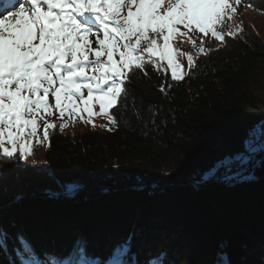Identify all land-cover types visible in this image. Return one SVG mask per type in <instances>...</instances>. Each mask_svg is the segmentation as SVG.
Masks as SVG:
<instances>
[{
	"label": "trees",
	"instance_id": "16d2710c",
	"mask_svg": "<svg viewBox=\"0 0 264 264\" xmlns=\"http://www.w3.org/2000/svg\"><path fill=\"white\" fill-rule=\"evenodd\" d=\"M260 2L249 4L264 13ZM241 25L197 55L182 81L163 66L131 73L127 101L110 109L111 131L54 129L45 170H1L0 264H98L130 235L120 261L135 254L138 264H203L222 250L231 264H264V169L233 187L197 183L216 159L242 151L248 129L264 119V31ZM73 182L74 196L47 195ZM80 236L86 252L71 249Z\"/></svg>",
	"mask_w": 264,
	"mask_h": 264
},
{
	"label": "snow or ice",
	"instance_id": "6c2138e0",
	"mask_svg": "<svg viewBox=\"0 0 264 264\" xmlns=\"http://www.w3.org/2000/svg\"><path fill=\"white\" fill-rule=\"evenodd\" d=\"M239 2L0 0V157L8 161L27 159L33 154V138L37 144L49 140L56 124L48 118L57 113V120L63 121L59 124L61 131L67 127V120H63L66 115L72 120L79 116L86 123H92L95 116H103L108 123L102 127L111 131L109 125L115 126L117 120L110 109L119 107L122 99L127 101L130 92L125 85L130 82L131 73L140 70L146 75V66L159 73L166 62L164 71H170L171 81H182L187 73L176 57L184 53L173 47L175 38L188 36L194 30L220 41L235 35L218 29L233 19L234 5ZM199 52L204 54L203 42ZM187 62L189 69L195 67L192 55H187ZM82 90L87 91L86 97ZM160 90L163 92L164 87ZM96 105L98 111L94 110ZM124 107L127 110V103ZM81 113L87 114L88 119ZM140 113V109L135 110L138 118ZM148 114L154 122L151 107ZM41 121L42 139L38 131ZM257 127L264 130V120L248 129L241 141L242 151L216 159L197 183L216 181L233 187L255 182L257 170L264 169V137L258 143L252 138ZM79 189L73 182L61 185V192L50 190L47 195L74 196ZM15 199L19 201L22 195L17 194ZM17 238L23 239V234L18 233ZM131 239L130 235L113 248L130 250ZM71 249L86 252V238H75ZM154 255L158 257L159 253ZM221 261L231 264L222 250L217 252L214 264ZM120 264L138 262L133 254ZM145 264L164 261L150 257Z\"/></svg>",
	"mask_w": 264,
	"mask_h": 264
},
{
	"label": "rangeland",
	"instance_id": "374dc122",
	"mask_svg": "<svg viewBox=\"0 0 264 264\" xmlns=\"http://www.w3.org/2000/svg\"><path fill=\"white\" fill-rule=\"evenodd\" d=\"M259 2V0H257ZM261 6H264V0H260ZM250 0H240L238 4H235L234 6L236 7V13L233 15V19L231 21H226L223 26L219 27V31H221L224 34H227L229 32L237 33V29L241 28V24L243 21H248L250 23H254V27L257 30L263 29L264 31V13L261 12V7L260 9L251 7L249 4ZM181 31H185L184 29L181 28ZM232 36V35H228ZM93 41L95 38H92ZM201 42H203L204 46V52H206L209 49L216 48L220 46L222 41L216 40L214 37H212L210 34L209 35H204L202 33H199L198 31H193L188 34V36H178L175 38V42L173 43V47L176 49H179L184 55H177L176 59L177 62H179L185 72L188 71L189 66L187 62V55L190 54L194 58L197 57V55H200L201 53L199 52V48L201 45ZM93 47H95V43H93ZM115 59H119V57H115ZM164 68H166V62H163L162 65ZM170 72V71H169ZM84 96H87V91L82 90ZM50 102L54 103V100L50 97ZM79 102V101H78ZM94 110L98 111V105L94 106ZM58 115V113H57ZM57 115H53L52 117H49L48 119L50 121H54L56 124V127L54 129H57L58 131H61L59 124L63 122L62 120H57ZM81 115L85 116V119L87 118V114L81 113ZM92 119V123H86L80 119L79 116L76 117L75 120L70 119L67 115L63 118V120H67V127L64 128V130H107L106 128L102 127V125H105L108 123V121L103 117V116H95ZM264 119H261L262 121ZM259 121V122H260ZM95 125V126H93ZM111 127V125H109ZM39 131V136L42 139L43 138V121L40 122V129ZM52 131V130H51ZM264 137V130L260 129L257 127L255 136L252 137L257 143L259 142V138ZM48 141H45L41 144L35 143V138H33V154L29 155L27 159L25 160H11L8 161L3 157H0V171L5 170L7 168L15 167V166H23L26 164L33 165L39 169L45 170V160H44V154L45 151L48 148ZM235 167V165L233 166ZM209 250V249H208ZM124 250L118 249L114 257L108 261V264H118L120 261V257L122 255ZM213 254V252H207L206 256L208 254ZM259 256H264V253H261V251L258 253ZM207 257L205 259V262L203 264H213L214 263V258L213 256ZM82 264H92L91 262L88 261H83Z\"/></svg>",
	"mask_w": 264,
	"mask_h": 264
}]
</instances>
